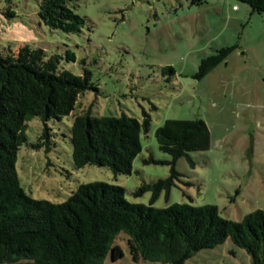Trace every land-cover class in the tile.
<instances>
[{
    "label": "rangeland",
    "instance_id": "1",
    "mask_svg": "<svg viewBox=\"0 0 264 264\" xmlns=\"http://www.w3.org/2000/svg\"><path fill=\"white\" fill-rule=\"evenodd\" d=\"M36 1L0 0V53L43 65L56 62V70L78 76L87 70L97 91L83 94L70 116L48 122L57 143L49 154L32 148L43 122L37 117L27 123L28 142L18 151L16 170L28 196L63 203L79 185L107 182L125 188L129 202L157 209L214 205L224 219L239 222L264 211V14L239 0H78L76 11L86 24L80 34L67 35L39 23ZM9 9L17 18L7 17ZM223 48L233 50L196 78L202 60ZM66 53L75 61L67 62ZM168 67L175 75H163ZM89 109L94 117L151 118L130 175L74 166L70 128ZM196 119L208 126L210 149L177 161L169 193L155 200L151 191L137 195L140 186L171 176L172 159L160 150L156 130L168 120ZM116 244L124 257L116 262L108 257L104 264H161L134 262L126 234ZM185 264L253 261L227 240Z\"/></svg>",
    "mask_w": 264,
    "mask_h": 264
},
{
    "label": "trees",
    "instance_id": "2",
    "mask_svg": "<svg viewBox=\"0 0 264 264\" xmlns=\"http://www.w3.org/2000/svg\"><path fill=\"white\" fill-rule=\"evenodd\" d=\"M239 1L264 14V0ZM76 3L37 0L34 6L40 24L69 35L80 34L86 24ZM7 17L15 19L17 14L9 9ZM232 50L223 48L203 59L196 78L211 72ZM66 61L74 62L75 56L66 53ZM57 66L0 53V264H104L108 257L116 262L124 257L116 244L122 233L127 235L134 262L185 264L198 252L230 240L249 254L253 264H264L262 210L239 222L224 219L214 205L184 203L157 209L129 202L125 188L107 182L79 185L63 203L28 196L16 170L18 151L28 142L27 123L37 117L43 122L42 134L32 148L49 154L57 143L48 122L70 116L83 94L97 91L89 71L78 76L56 70ZM167 73L173 76L175 70L165 68L163 75ZM150 121L148 115L140 121L125 113L94 117L90 109L75 116L69 135L74 166L109 167L115 174L130 175L134 159L143 151L141 137L149 133ZM155 135L173 168L169 178L137 189V195L151 191L153 200L175 186L177 161L209 150L211 139L202 119L165 121Z\"/></svg>",
    "mask_w": 264,
    "mask_h": 264
}]
</instances>
